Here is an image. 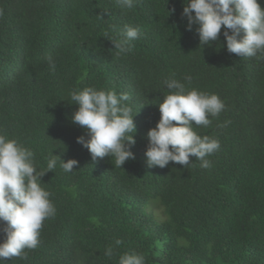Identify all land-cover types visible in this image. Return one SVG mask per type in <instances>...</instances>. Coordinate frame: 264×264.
Wrapping results in <instances>:
<instances>
[{"label":"trees","instance_id":"16d2710c","mask_svg":"<svg viewBox=\"0 0 264 264\" xmlns=\"http://www.w3.org/2000/svg\"><path fill=\"white\" fill-rule=\"evenodd\" d=\"M258 3L264 9V0ZM183 8L184 0H139L132 9L142 30L127 56L133 69L124 72L118 55L110 59L94 46L106 47L107 21L126 17L127 8L116 0H0V134L35 147L38 171H47L51 152L79 162L74 173L58 162L41 178L56 214L43 222L39 245L25 250L27 259L13 257L6 264H118L128 252L142 254L145 264H264V155L259 146L247 151L244 139L252 113L260 109L257 99L264 107V59L229 53L223 26L218 40L201 46L199 26L188 30ZM49 54L55 71L45 60ZM104 58L113 73L100 69ZM188 65L190 85L179 70ZM135 70L139 95L125 86ZM102 72L113 74L104 87ZM169 78L224 102L209 126L194 127L219 141V150L206 159L217 163L215 170L222 163L220 174H203L195 157L187 168L175 162L148 166L147 133L161 119L157 103L170 91L164 84ZM46 79L59 83L57 91ZM90 86L129 94L135 159L123 167L111 157L94 161L77 143L88 136L72 122L79 106L70 93ZM26 125L33 139L24 138ZM49 125V144L39 148L48 139L41 128ZM5 226L0 220V243ZM109 247L111 256L105 255Z\"/></svg>","mask_w":264,"mask_h":264},{"label":"clouds","instance_id":"9594fccd","mask_svg":"<svg viewBox=\"0 0 264 264\" xmlns=\"http://www.w3.org/2000/svg\"><path fill=\"white\" fill-rule=\"evenodd\" d=\"M138 2L139 0H116L122 8H127L126 17L107 21L106 47L94 45L100 52L105 49L104 54L110 59L114 60L118 55L126 67L124 72H131L133 69L134 62L127 56L134 47L133 41L140 39L142 30L140 20L133 16L132 8ZM182 16L187 18L189 31L193 25L199 26L197 32L201 46L218 40L223 26V36L229 53L264 59V9L258 0H184ZM45 60L50 70L55 71L53 57L46 55ZM126 63L129 64L126 66ZM108 66L104 58L100 69L107 74L113 73ZM156 66L161 68L160 64ZM76 68L77 66H73L70 72ZM179 70L190 85L191 67L188 65ZM104 72L100 73L103 87L107 79L111 81L113 78V74L104 76ZM129 74L125 86L130 88L133 95H139L141 89L138 86L137 70L133 75ZM45 84L55 91L59 87L55 80L46 79ZM164 84L170 91L164 95L163 102L157 103L161 119L147 133L149 145L145 155L148 166L164 168L170 162H175L187 168L194 163L190 158L195 157L200 161L203 174L208 177L220 174L222 163L215 170L212 166L217 163L206 159L219 150V141L209 136H200L194 127L209 126L212 123L209 117H217L224 111V102L217 94L186 87L185 83L175 78L165 79ZM70 96L74 102L72 104L79 106L72 122L85 128L88 136V139L84 136L78 137L77 143L89 150L94 161L111 157L114 158L116 166L123 167L128 160L135 159L131 148L136 143V115H131L132 108L126 103L130 99L128 93L122 92L118 95L114 90H97L90 86L83 90L74 89ZM257 102L260 109L252 113L249 129L244 132L245 149L255 153L259 146V154L264 155V107L258 99ZM49 127L50 125L41 128L42 135L48 139L37 145L39 148L45 149L49 144ZM219 127L225 131L223 125L219 124ZM31 133L32 129L26 125L24 138H32ZM34 152H37L35 147L32 146L30 150L17 140L0 134V220L6 222L2 229L5 239L0 243V264H6V260L13 257L26 260L25 250L35 249L39 245L43 222L56 214V208L49 198L50 193L41 186V178L47 172L53 171L58 162L65 173H74V167L79 163L74 159L64 162L51 152L47 160V171H38ZM232 219L233 214L230 221ZM243 240L245 235L241 234L238 245L240 251H243ZM115 243L120 245L122 241L118 239ZM105 255H112L111 247ZM118 264H145V258L137 252H128L119 257Z\"/></svg>","mask_w":264,"mask_h":264}]
</instances>
